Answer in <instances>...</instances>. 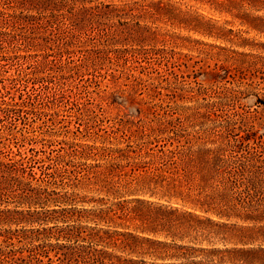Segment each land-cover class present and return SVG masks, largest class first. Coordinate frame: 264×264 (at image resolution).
<instances>
[{
  "label": "trees",
  "instance_id": "trees-1",
  "mask_svg": "<svg viewBox=\"0 0 264 264\" xmlns=\"http://www.w3.org/2000/svg\"><path fill=\"white\" fill-rule=\"evenodd\" d=\"M86 1L99 3L77 7L76 0H0V93L15 88L18 93L13 98L21 101L0 102V138L7 140L0 142V204H26L58 213L28 220L65 222L54 236L57 240L85 241L90 248L109 244L130 253L140 250L160 260L145 263L122 258L117 264H264V137L256 135L250 118L236 109V102H230L239 98V88L201 86L198 99L211 100L218 92L217 101L139 108L137 118L110 119L108 129L104 108L91 113L90 107L83 110L77 104V119L87 115L88 121L76 127L78 134L73 131L72 137L53 118L49 122L40 118V123L16 118L17 108L9 104L29 106L35 116H51L45 109L58 114L63 110L58 102H65L61 99L65 86L77 89L66 102H89L82 100L73 82L85 74L91 75L87 80L96 75L88 73V68L75 70L69 66L72 61L83 64L106 57L120 64L122 60L123 71L131 70L126 64L129 57L151 62L141 52L114 48L113 21L99 18L119 21L133 13L161 14L171 24L226 39L189 11L172 14L171 0ZM194 1L230 14L264 37V15L258 13L264 11V0ZM229 41L262 51L258 55L240 52L243 59L235 60H242L240 82L246 71L263 78L264 41ZM30 50H42L41 58L28 59ZM54 60L60 67L50 66ZM65 80L70 84L65 85ZM114 96L110 93L95 101L102 104L108 99L111 106L117 102ZM17 120L22 123L18 135ZM40 124L51 130L49 135ZM91 135L95 137L91 141L83 138ZM87 191L103 194L107 201L88 197L83 193ZM77 203L98 207H77ZM10 212L17 210H0V223L21 222ZM99 223L103 226L97 227ZM8 233L0 237L12 240ZM55 244V255L65 256L72 264H106L109 258L85 246L73 252L63 251V242ZM31 248L26 249L30 261L50 258L47 250ZM3 257L8 263L9 256L0 248Z\"/></svg>",
  "mask_w": 264,
  "mask_h": 264
},
{
  "label": "rangeland",
  "instance_id": "rangeland-1",
  "mask_svg": "<svg viewBox=\"0 0 264 264\" xmlns=\"http://www.w3.org/2000/svg\"><path fill=\"white\" fill-rule=\"evenodd\" d=\"M76 6H89L94 3L76 0ZM172 14H179L181 12L192 13L203 24L208 23L215 32L225 37L226 39H218L213 36H209L186 27L171 24L165 16H138L127 15L112 20L107 18H99L103 21H113V35L111 36L113 47H118L128 51H134L136 53L147 55V59L150 63L142 60L141 57L131 59L127 61L131 70H122L123 67L117 64L115 60L108 59L106 57L87 59L83 64H79L76 61L69 63V66L75 70H84L88 68L90 72L96 77H92L87 80V77L91 75L85 74L82 80L76 78L75 84H78L79 95L82 96V100L86 99L89 102H69L66 100L69 95H74L73 91H76L75 87L65 86L66 91L63 94V100L65 102H58L62 106V111L58 114H53L50 109L45 111L50 112V115H34L31 113L29 106H19L11 104L10 107L17 108L16 118L25 117L26 123H40L42 119L50 121L51 118L59 121L58 125L64 124V129L68 132V137L74 136L76 127L82 128L84 122L88 121L87 115H83L77 119V111L79 108L86 110L90 107L91 113H100L101 109H105L104 113V126L108 129L110 125V119L117 117H130L137 118L138 109L142 108L146 110L148 107L160 109L165 105H187L193 102H208L217 101L215 92L211 100L198 99V88L204 86L206 88H217V86L225 85L228 87H235L242 90V93H238L239 98L230 101L236 102L235 107L239 112L246 113L249 117L251 124H254L253 130L256 131V135L264 137V76L260 77L259 73L256 75L246 71L245 78L240 82L237 74H240L239 62H235L236 59L242 58L240 52L262 53L261 49H255L250 47H240L235 43L229 41V39H247L248 42H260L264 41V37L257 34L253 30H248L245 26L241 25L236 18H233L230 14L224 12H218L209 8L207 4L199 3L194 0H171ZM102 3H107L106 0H101ZM166 3V2H165ZM76 6L74 8H76ZM259 14L264 15V11H259ZM125 22V23H121ZM138 21L140 24H136ZM207 21V22H205ZM120 22V23H119ZM111 24V23H110ZM204 28V27H202ZM208 29V28H205ZM231 30V31H230ZM84 54L90 55L91 51L82 49ZM42 50H30L28 53V59L37 60L41 58ZM75 52V50H74ZM53 54V53H50ZM95 53H92L94 55ZM101 54V52L99 53ZM264 54V53H263ZM251 58V57H250ZM137 59V60H136ZM248 60V59H247ZM249 61V60H248ZM34 61L30 62L26 67V71L30 72L33 68ZM31 64V65H30ZM143 65V66H141ZM52 68H58L59 61L54 60L50 64ZM13 68L9 69L12 71ZM93 76V75H92ZM51 80L59 81V77L51 76ZM72 80V79H71ZM65 85L70 84L66 83ZM9 84V83H7ZM240 85V86H239ZM40 94L41 91H35ZM18 91L15 88L8 89L7 92L0 93V102H21L16 96ZM110 93H114L113 97L117 102L111 106L107 105L108 99L104 102H96V98L99 96L108 97ZM11 96V97H10ZM13 98V99H12ZM73 98H70L71 100ZM91 101V102H90ZM98 101V100H97ZM27 102V101H26ZM5 104L1 107L4 108ZM39 106V105H37ZM154 107V108H153ZM89 111H85V114ZM90 117V115H89ZM42 118V119H40ZM4 121H8V118L3 117ZM35 121V122H34ZM254 123H253V122ZM16 134L18 135L22 130V123L17 120ZM98 123H100L98 121ZM102 123V122H101ZM41 130L45 131V134L51 132V130L40 124ZM2 122H0V131H2ZM104 131H100L99 134H103ZM67 134V133H66ZM49 135V134H48ZM48 135H43L48 137ZM80 136V135H79ZM83 137L88 138V141L93 140L95 137ZM56 138V137H55ZM79 138V137H78ZM96 140H99L97 138ZM7 140L0 138V142ZM98 142V141H97ZM53 188V187H51ZM88 197L96 199L103 198V202L107 201V197L103 194H97L95 192H83ZM77 207H98L95 203L90 204H76ZM8 208L9 210L16 209V213L11 215L20 218L21 222L11 221L9 223H0V233L10 234L12 240L8 238L0 237V248L4 255H8L7 258L0 259V264H72L70 260H67L65 256L54 253L56 242L64 243L62 249H72L73 252H79L83 246L85 249H91L94 253H101L106 256V264H117L122 258H132L137 261H144L145 263L160 262L159 259L149 254H143L139 252L130 253L127 250L114 247L112 245H93L90 248L89 244L85 241L79 242H64L63 239H56L60 225H64L62 220L57 221H45V222H29L34 216H41L44 218H51L59 216L58 213L44 212L40 207H28L26 204L16 206L14 203L0 204V210ZM52 208V207H45ZM37 210V211H35ZM38 212V213H37ZM7 216V215H6ZM89 224L94 225L92 222ZM103 226V223L97 224V227ZM112 227V226H111ZM12 234V235H11ZM54 234V235H53ZM7 240L8 242L4 241ZM32 247V248H31ZM37 248V250H47L49 257H42L43 261L38 263L28 259V251L26 249ZM53 250V251H52ZM22 252V253H21ZM5 259V260H4Z\"/></svg>",
  "mask_w": 264,
  "mask_h": 264
}]
</instances>
